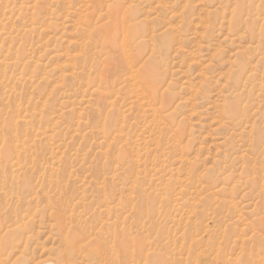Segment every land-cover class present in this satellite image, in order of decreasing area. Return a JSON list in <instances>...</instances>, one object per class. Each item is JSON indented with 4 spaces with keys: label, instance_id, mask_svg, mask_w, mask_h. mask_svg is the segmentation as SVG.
Here are the masks:
<instances>
[{
    "label": "rangeland",
    "instance_id": "obj_1",
    "mask_svg": "<svg viewBox=\"0 0 264 264\" xmlns=\"http://www.w3.org/2000/svg\"><path fill=\"white\" fill-rule=\"evenodd\" d=\"M43 263L264 264V0H0V264Z\"/></svg>",
    "mask_w": 264,
    "mask_h": 264
},
{
    "label": "bare ground",
    "instance_id": "obj_2",
    "mask_svg": "<svg viewBox=\"0 0 264 264\" xmlns=\"http://www.w3.org/2000/svg\"><path fill=\"white\" fill-rule=\"evenodd\" d=\"M124 50V49H123ZM44 264V263H43Z\"/></svg>",
    "mask_w": 264,
    "mask_h": 264
}]
</instances>
